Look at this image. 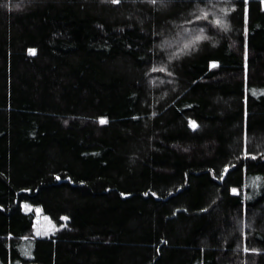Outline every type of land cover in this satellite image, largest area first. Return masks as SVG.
Wrapping results in <instances>:
<instances>
[{"label":"trees","instance_id":"16d2710c","mask_svg":"<svg viewBox=\"0 0 264 264\" xmlns=\"http://www.w3.org/2000/svg\"><path fill=\"white\" fill-rule=\"evenodd\" d=\"M0 264H264V0H0Z\"/></svg>","mask_w":264,"mask_h":264},{"label":"snow or ice","instance_id":"6c2138e0","mask_svg":"<svg viewBox=\"0 0 264 264\" xmlns=\"http://www.w3.org/2000/svg\"><path fill=\"white\" fill-rule=\"evenodd\" d=\"M121 0H112V3H120ZM148 2L154 7V9L156 10H159L161 8H166L168 6V4L170 3V0H148ZM244 2L246 3V0H244ZM205 3V0H189V4L191 6H194L195 4H204ZM14 6L15 8H21L23 7V4L18 2L16 3L15 5H12ZM202 11V15H196L195 14V11H193L192 13H190L191 15V19L190 20H186L185 23L187 24H193L194 22H197V21H205V20H208L210 18V13L206 10H203L201 9ZM245 17L247 18V8L245 7ZM214 23L216 25H220L221 24V20L219 18H217ZM209 28H211V25H209ZM185 31H187V29H185ZM156 35L160 36L161 37V40H160V48L161 49H164L165 47V44H166V40L164 39V33L163 32H160V33H156ZM202 39V37L200 35H195V36H192V38L190 40H186L184 42V48H189L191 45H193L194 43L200 41ZM30 51H35L34 49L33 50H30ZM177 51H180V49H177ZM161 55H163V52H161ZM169 59H171V57H169ZM216 61H212L211 62V65L213 67L216 66ZM152 71H167V69H152ZM100 121L101 123H104L105 122V118L104 117H101L100 118ZM190 124L191 126L193 127V129H195L198 125H197V122L195 120H191L190 119ZM251 155V157L253 159H255V155L254 154H250L249 152L245 151L244 152V158L247 159L249 156ZM225 171H227V167L225 168ZM57 179H59V177H57ZM232 192L235 193V194H238L239 193V190L235 187L232 188ZM65 219H67V217H65ZM244 251L245 252H248V251H252V252H259L260 249L258 248H250L248 247L247 245L245 246L244 248Z\"/></svg>","mask_w":264,"mask_h":264},{"label":"rangeland","instance_id":"374dc122","mask_svg":"<svg viewBox=\"0 0 264 264\" xmlns=\"http://www.w3.org/2000/svg\"><path fill=\"white\" fill-rule=\"evenodd\" d=\"M22 207L26 211H33L35 214V223L33 234L37 237H45L56 232L61 226L51 222L46 216L41 214L40 209L32 207L26 203H22Z\"/></svg>","mask_w":264,"mask_h":264}]
</instances>
